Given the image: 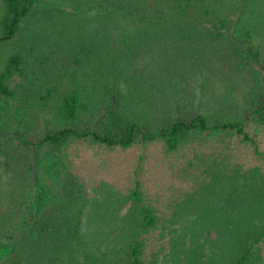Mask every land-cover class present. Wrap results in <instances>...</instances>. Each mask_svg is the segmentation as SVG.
Returning a JSON list of instances; mask_svg holds the SVG:
<instances>
[{
  "label": "rangeland",
  "instance_id": "rangeland-1",
  "mask_svg": "<svg viewBox=\"0 0 264 264\" xmlns=\"http://www.w3.org/2000/svg\"><path fill=\"white\" fill-rule=\"evenodd\" d=\"M170 1L36 0L16 35L21 72L10 84V106L32 121L23 117L21 123L32 133L56 126L37 93L67 84L76 65L72 52L81 45L107 58L76 68L73 81L84 78L94 93L101 84L113 88L138 118L240 111L252 85L250 71L256 66L264 72V0H209L227 22L244 13L256 24L250 47L257 55L247 62L232 54L227 38L210 36L201 23L173 25ZM164 18L169 21L161 23ZM208 18L211 31L218 29ZM1 117L19 124L6 112ZM246 132L264 151V126L250 124ZM189 143L172 152L155 142L125 148L71 144L64 178L67 191L80 188L81 195L68 202L65 214L75 212L80 242L67 239L64 251L87 248L102 264H121L123 247L135 236L126 197L134 179L159 217L157 227L142 234L143 264H225L252 241L264 227L263 201L249 184L261 164L252 146L227 134ZM17 170L0 153V205L1 195L18 184ZM252 256L251 264H264V236L253 243Z\"/></svg>",
  "mask_w": 264,
  "mask_h": 264
},
{
  "label": "trees",
  "instance_id": "trees-1",
  "mask_svg": "<svg viewBox=\"0 0 264 264\" xmlns=\"http://www.w3.org/2000/svg\"><path fill=\"white\" fill-rule=\"evenodd\" d=\"M36 0H0V153L8 162L17 163L18 184L10 186L2 196L0 205V264H102L94 252L83 248L64 251L67 239L80 242L78 219L75 212L65 214L69 201L80 197V188H69L64 176L69 170L65 166L66 149L73 143L118 146L125 148L136 144L155 142L164 152H172L182 143L199 141L206 137L223 139L225 134L236 136L252 146L261 164L251 175L249 184L255 195L264 204V151L246 132L248 125L264 126V72L250 71L246 104L240 111L206 114L201 112L152 113L147 118L133 115L126 101L113 88L101 84L102 90L84 87L73 81L76 68L90 61L95 66L104 61L96 50L81 45L72 52L76 65L70 69L67 84L44 86L37 97L47 105L56 120V126L32 133L26 128L32 122L23 112L10 106L14 89L11 79L21 72V57L17 52V32L22 20L31 13ZM168 12L173 25H189L191 21L208 27L210 36L227 38L233 55L240 62L257 55L250 44L257 32L252 19L244 13L230 22L219 14L209 0H171ZM196 17L195 20H191ZM210 17L218 29L211 31L206 24ZM169 20H161L165 23ZM205 26H204V25ZM205 30V29H204ZM237 39L235 44L231 39ZM252 45V44H251ZM90 52H88V51ZM103 85V86H102ZM102 86V87H101ZM105 88H110L106 90ZM3 112L16 118L5 123ZM16 131V133H14ZM218 137V138H216ZM205 171V170H204ZM212 174V176L216 175ZM20 181V182H19ZM128 218L135 229V236L123 247L121 264H143V237L159 224L153 206L143 200L138 180L127 191ZM1 201V200H0ZM264 236V227L254 239L244 243L225 264H251L252 246ZM65 252V253H64ZM256 263V262H255Z\"/></svg>",
  "mask_w": 264,
  "mask_h": 264
}]
</instances>
